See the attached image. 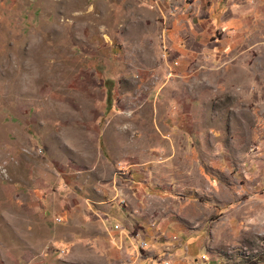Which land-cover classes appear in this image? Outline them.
I'll return each instance as SVG.
<instances>
[{"label": "rangeland", "instance_id": "374dc122", "mask_svg": "<svg viewBox=\"0 0 264 264\" xmlns=\"http://www.w3.org/2000/svg\"><path fill=\"white\" fill-rule=\"evenodd\" d=\"M240 2L0 0V264H264V26L218 28ZM92 174L148 248L89 230Z\"/></svg>", "mask_w": 264, "mask_h": 264}, {"label": "crops", "instance_id": "0c3cea01", "mask_svg": "<svg viewBox=\"0 0 264 264\" xmlns=\"http://www.w3.org/2000/svg\"><path fill=\"white\" fill-rule=\"evenodd\" d=\"M240 1L244 2H240L237 5L235 4L233 6H230V12L232 13V15L226 18L220 17V20L218 22V28H222L221 30L230 32L233 38H237V41H239L240 37L244 34L243 32H250L253 30L254 22L258 23L259 21V23L262 25L261 27L263 28L264 26V0ZM218 5L219 3L217 4V6ZM255 15H257L256 18ZM246 45L247 46L240 51L241 53L248 52L252 44ZM114 180H116V178ZM105 185L108 184L102 183L99 178L95 177L94 174L89 176V207L87 201L86 205H83V207H81V209L79 210V212L82 213V215L85 217L84 219L89 221V224L91 226L89 227V230L96 231L98 230L97 226H99L100 228L108 230L107 232L110 234L114 232L113 230L115 229V226L118 223H121L123 228L121 229L120 237L122 238V246L125 249V253L126 251L130 252V250L133 253L136 249H140L138 247V242L141 238H144L147 241L146 248H148V235L143 232H137L132 236L129 234V230L133 222H140L145 224L146 226H150V224H152L150 226L152 227L154 226L152 220H149L150 224H148V222L137 213H131L129 208H118L115 205H112L111 203L105 201L103 198L104 192L107 189L105 188ZM55 208L56 206H54L53 210H55ZM73 209L64 208L63 217L65 216V214L71 216ZM76 212H78V210H76ZM71 218L72 220H74V216H72ZM144 232L147 233V229H145ZM159 248L160 247H158V249Z\"/></svg>", "mask_w": 264, "mask_h": 264}, {"label": "built area", "instance_id": "2783aa9c", "mask_svg": "<svg viewBox=\"0 0 264 264\" xmlns=\"http://www.w3.org/2000/svg\"><path fill=\"white\" fill-rule=\"evenodd\" d=\"M119 174H123V170L118 171ZM120 202H125V199L123 197L120 198ZM138 247L140 249H144L147 247V241L144 238H141L138 242Z\"/></svg>", "mask_w": 264, "mask_h": 264}]
</instances>
